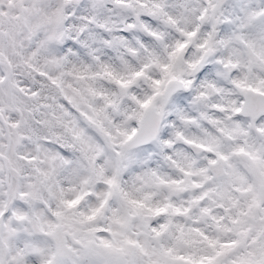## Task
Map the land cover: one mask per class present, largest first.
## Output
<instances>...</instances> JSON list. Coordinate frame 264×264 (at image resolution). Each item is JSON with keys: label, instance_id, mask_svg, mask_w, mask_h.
<instances>
[{"label": "snow or ice", "instance_id": "1", "mask_svg": "<svg viewBox=\"0 0 264 264\" xmlns=\"http://www.w3.org/2000/svg\"><path fill=\"white\" fill-rule=\"evenodd\" d=\"M0 264H264V0H0Z\"/></svg>", "mask_w": 264, "mask_h": 264}]
</instances>
